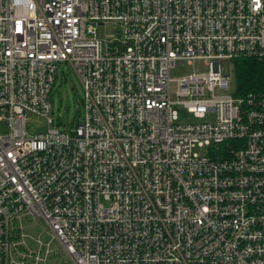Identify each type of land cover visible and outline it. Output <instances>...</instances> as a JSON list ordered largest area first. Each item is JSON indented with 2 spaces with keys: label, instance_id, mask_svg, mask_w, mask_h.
Segmentation results:
<instances>
[{
  "label": "built area",
  "instance_id": "obj_1",
  "mask_svg": "<svg viewBox=\"0 0 264 264\" xmlns=\"http://www.w3.org/2000/svg\"><path fill=\"white\" fill-rule=\"evenodd\" d=\"M240 58L260 92L215 95ZM175 61L205 71L171 80ZM62 66L82 90L65 130ZM36 219L53 264H264V0H0V264H46Z\"/></svg>",
  "mask_w": 264,
  "mask_h": 264
},
{
  "label": "rangeland",
  "instance_id": "obj_2",
  "mask_svg": "<svg viewBox=\"0 0 264 264\" xmlns=\"http://www.w3.org/2000/svg\"><path fill=\"white\" fill-rule=\"evenodd\" d=\"M119 33V28L116 24L107 23L96 30V36L99 40L109 41L116 39ZM225 70L226 66H222ZM62 78L57 76L50 92L51 102V115L52 125H59L61 130H65L69 127H73L75 122L78 121L77 112L79 110V100L82 96V90L80 84L74 75L66 68L62 66ZM192 71H205V68L200 62H194L193 65H187L184 61H175L173 68L169 72V78L171 80H177L182 77H186ZM227 90L224 92L215 91V95H234L236 92V72L233 62H230L227 70ZM170 98L175 99L173 95L174 84H170ZM177 116V124H191L199 122L197 119H193L187 115L181 108L174 109ZM24 129L28 136H34L42 134L47 130L45 120L39 116L31 113L24 114ZM34 223V224H33ZM23 241L26 248L36 247L35 240L40 241L43 245H47V249L51 253L49 256L41 254V259H45L46 264H53L52 256L60 260V256L57 254V246L54 242L50 241V238L42 232V225L36 219L30 222L23 223Z\"/></svg>",
  "mask_w": 264,
  "mask_h": 264
},
{
  "label": "trees",
  "instance_id": "obj_3",
  "mask_svg": "<svg viewBox=\"0 0 264 264\" xmlns=\"http://www.w3.org/2000/svg\"><path fill=\"white\" fill-rule=\"evenodd\" d=\"M233 65L236 72V92L243 96H251L260 92L262 87L260 63L253 58H240L234 60Z\"/></svg>",
  "mask_w": 264,
  "mask_h": 264
}]
</instances>
